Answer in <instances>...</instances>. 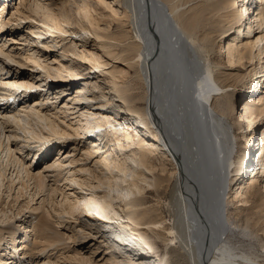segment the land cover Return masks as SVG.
<instances>
[{
    "label": "bare ground",
    "instance_id": "6f19581e",
    "mask_svg": "<svg viewBox=\"0 0 264 264\" xmlns=\"http://www.w3.org/2000/svg\"><path fill=\"white\" fill-rule=\"evenodd\" d=\"M249 1L255 0H18L8 19L0 9V264H172V247L183 264H264V254L258 261L256 251L244 249L246 240L256 239L264 250V176L254 172L252 180L244 177L254 165L264 175V130L256 153L250 148L254 129L264 120V95L255 101L247 97L241 104V140L250 144L247 150L237 151L228 120L236 86L255 89L264 76V0H258L251 19L246 17ZM100 8L111 14L97 13ZM93 13L112 21L124 18L128 28L121 39L131 42L121 53L136 67L143 93L131 94L118 85L124 68L113 70L112 65L105 71L109 62L68 40L81 34L102 38L100 20ZM13 23L24 24L28 36L9 35L13 31L5 28ZM70 26L78 30L70 31ZM225 35L231 40L217 54H225L228 67L222 68L212 54ZM42 37L45 40L39 41ZM38 42L58 47L60 58L76 55L90 70L105 71L122 109L108 116L100 111L108 102L88 104L104 96L107 100L105 94L95 95V76L89 81L87 68L63 58L54 57V67L46 63L47 52ZM65 76L83 80L85 86L54 105L49 101L67 91L60 81ZM47 79L58 81L61 90L46 89ZM91 82L94 86H88ZM39 89L53 98L45 102L46 94L37 93ZM83 101L87 106L82 108L78 103ZM69 140L70 151L62 152ZM40 162L43 169L37 167ZM232 179H239L241 186L230 196L241 204L252 202L248 216L254 219L240 216L249 209L227 211ZM243 186L247 189L240 190ZM148 188L155 190L160 203L168 197L170 224L163 225L160 209L153 216L154 210L141 208V195ZM81 215L86 220L96 215L111 219L117 227L109 222L107 234L131 252L122 256L110 244L101 262L77 248L67 253L77 233L70 226L61 230L59 220ZM91 221H78L76 231L84 236L99 232L100 225ZM142 227L163 238L162 256L151 255L153 242Z\"/></svg>",
    "mask_w": 264,
    "mask_h": 264
},
{
    "label": "rangeland",
    "instance_id": "374dc122",
    "mask_svg": "<svg viewBox=\"0 0 264 264\" xmlns=\"http://www.w3.org/2000/svg\"><path fill=\"white\" fill-rule=\"evenodd\" d=\"M1 2H4V0L3 1L0 0V4H1ZM257 2H258V0L249 1L248 2L247 5L249 6V8H248L249 9V14L246 15L247 18H248V16H249L250 19L253 17L252 16L253 15L252 9L254 8V6L256 5ZM6 3H7V5H5L4 8L2 6H0V9H3L4 10L3 17H5L6 19H8L10 17V14L13 11V8H15L16 5L18 4V0H7ZM112 4H113V6H114L115 9H120V11L123 9V7L122 6L120 7L117 3L116 4L115 3H112ZM101 11H103L107 15L108 14H111L106 9L98 10L97 13L98 12H101ZM93 15H94V17H96V19L100 20L98 22V24L100 26L99 28H101V29H98V31H99V33H101L100 35H103L102 38L97 39L92 34H89V35L81 34L82 35L81 37L75 36V35L68 36L67 37L68 40L70 38H72V39H74L76 41V43L78 44V46H80L82 44L88 46L97 55H100L101 56V61L106 62V63L109 62L108 65L105 66V71L108 70V69H112L113 68L112 65L114 66V69L113 70H118L119 68H124L125 71H126V73H124L125 74L124 76L122 75L119 78V75L118 76L116 75L118 77L117 80H116L117 83H118V85H120V86L121 85H124V86L128 87L129 88V91L128 92L131 93V94H135L136 95L138 93H143L144 92V89L142 88V86L140 84L141 82L139 81V79H137V70H136V67L129 66L127 64V60L126 61H124L125 59L123 60V58H125V56L127 54H124V53L122 54L121 53V50L123 49V47H125V45L127 43L131 42V40H129V39L128 40H124L123 39V41L121 39V38H123L122 37L123 36V33L128 28V27H125L124 26V23L122 24V21L124 20V18L123 17H121V18L120 17H116L115 18L116 20H113L112 21V18L105 17L104 15H102V17H100V15H96L95 13H93ZM253 24H255V23L253 22L252 25ZM13 25L14 26H9L8 25L5 28V29H9L10 32L13 31L12 33H9V35H12L13 37H17L18 36L17 38H20L18 34H21V35L23 34L24 35L23 38H25V35L28 36L27 35V30L25 28H22V26L24 24H21L18 27L15 26V23H13ZM241 27L242 28L239 29V31L243 29V25ZM255 27H256V25H253V28H255ZM77 30H78V27H76V26H70V31H77ZM4 35H6V34H4ZM228 36L229 35H227V36L225 35L224 38L219 39L217 41L216 48H215L216 50L212 54L213 57L211 56L213 59H216L217 61L219 60V62H221L223 64V67L222 68H227L228 67V65L226 63V59H225V54L224 53H221L219 56L217 54H218V52L219 53L221 52V50H222L221 48H222L223 44L225 42H229L231 40V38L230 37L228 38ZM42 38L43 39H39V41H44L45 40V37H42ZM112 38H116L118 40H121L122 43H116V42H114L112 40ZM14 44L16 45V47L21 46V44H18V43H14ZM42 45L43 44H41V42H38L37 43V46L39 48L45 49V51L47 52L46 55H47V58L49 60H46L47 61L46 63H49L50 65H52L54 67V65H56V64H52L51 63L52 62V59L54 57H57V58L59 57V60L63 58V61L68 60L69 62H75L76 64H79L80 66H83V68H87V70H85L84 74H85V78H88L89 81L93 78V75L95 76V80H96L95 86L93 85L92 82H91L92 84H90L88 86H94V88H95L94 89L95 95H99L100 96L101 94H105L106 97H107V100H106V98L104 96V98H102V99L101 98H97L96 100H93V101L89 102L88 104L101 105V104H104V103H107L108 102V104H109L108 106H105L104 109L100 108V111L101 110L102 111H105V114H107L108 116H110V115H113L114 116V111H116V110L118 111V107L119 108L121 107V109H122V103H121V101L118 100V99H116V98H114V95L111 94L112 92L110 91V88H111V85L112 84H111L110 76L104 74L105 71H101V70L100 71L99 70L97 71V70H95L93 68H91V70H90V65L87 64V63L85 64L81 60V58H79L76 55L75 56L74 55L73 56L70 55V56H67V57H61L60 58L61 53H60V49L58 47L46 48L45 46H42ZM15 50H16V48H15ZM16 51H19V50L17 49ZM110 52H113V54L115 56L113 54L110 56ZM77 53H79V52H77ZM67 55H69V54H67ZM2 60L3 61H7V60H5L3 58H2ZM28 69L30 71L35 72V73L36 72L39 73V71H36V69H31V68H28ZM39 75H42V72L39 73ZM65 77H66V80H60V79L59 80L60 81H63L65 84H67V88H66L67 91H65L64 95L61 96V98H59V99L58 98L57 99H52L51 101H49V102H53L54 105L60 104L61 101L65 102L66 100H69L70 98H72V96L75 94L74 92L76 91V87L81 86V84H83L82 86H85L84 83H86V82H84L83 80L73 79V78H70L68 76H65ZM67 77H68V79H67ZM261 78H262V81L259 83V85L255 89L254 88L253 89L252 88L251 89L245 88V84H241V85L236 86L235 90H233V92L231 93V97L230 98H231L232 102L234 103V111H233L231 117H229L228 120L230 122V126L232 127V130L234 131L235 136L237 137V151H239V152L240 151H243V150H247L246 146H248V145L250 146V144H248V142H245L244 140H241V133L242 132H245L244 131L245 130L244 129L245 128V125L243 123L244 121H242V119L241 120L239 119L240 118L239 117V113L242 110L241 104H242V101L245 98H247V97L250 100L255 101L254 99H257L260 95H264V76L261 77ZM257 79L259 80V77ZM48 80H49V85L46 86V89L47 88H50V87L52 88V87L55 86V89L58 88V90H53V91H57L58 92V91L61 90V88H59L60 86H58V85H61V84H59L58 81H54V80H51V79H47V81ZM64 83H62V84H64ZM121 83H124V84H121ZM37 91H38L37 93H41V95L47 93L46 91H43L41 89H39ZM51 93H52V91H51ZM88 95H90L88 97H92L91 96L92 95L91 93H89ZM43 96H44L43 99H45V102H46V99L47 98H53V96H48V94L43 95ZM136 103H141V105L144 104L143 101H138V100L136 101ZM78 104L82 108L84 106H87V103H85L84 101L83 102H80ZM60 105H58V106H60ZM121 114H122L121 115V118L124 121V118L126 117L125 116L126 114H124V112H122V111H121ZM68 118H70V117H68ZM68 118L65 119V122L68 121ZM126 122H128V121H126ZM258 124L255 127L254 133H253V138H252L253 139V141H252L253 142L252 143L253 147L250 146V148H252V150H251L252 151V154L253 153H256V150L259 148V147H257V145L258 144L261 145L260 141L263 138L262 137V132L264 130V120H262V122L261 123H258ZM258 134H259V137H258ZM88 140L89 141H93L94 140L93 136H92V138L89 137ZM17 142H19V141H17ZM72 142H73V140H69L68 142H66L65 147H64V150L62 152H64V151L65 152L70 151V148L72 147V145H71ZM55 145L58 146L59 143H57ZM242 145H243V149H242ZM61 146H63V145L61 144ZM55 147L53 148L54 150H55ZM30 149H31V151L34 150L33 147H30L29 146V150ZM54 153H56V151H53L51 153V155H53ZM161 153L164 154L165 151L162 150ZM29 158H30V156L29 157L26 156V159H28L29 162H32V159L30 161ZM38 161H40V159ZM42 162H44V161H42ZM42 162H40L41 163L40 165H37L38 168H41V169L44 168V165H43ZM79 162H81V161H79ZM251 169H249L248 171H246L247 173L246 172L244 173L245 179L248 176H249L248 178H251V180L253 179L252 178V175L254 174V172H253L254 170L250 172ZM257 175L258 174H256V176ZM259 176L263 177L264 175H259ZM48 178L49 177H47V179ZM248 181H250V179H248ZM230 182L231 183H229L228 188H227V191H226L228 193V195H227V197L229 198L228 201H230V203L226 207L227 211L236 213V212H238V209H236V208H239V209H241V208H243V209H249V212L248 211L246 212V211L243 210V213H241L240 216L241 217H244V218L247 216V217H251L252 219H254L255 216H248V215H250V212L252 211L251 210V206L253 205L252 202H249L248 204H241L237 200H233L232 196H230L231 193L235 192L236 189L241 186V183H238L239 182V179H234V180L232 179V181H230ZM246 189L247 188L244 187V188H242L240 190H246ZM83 193L86 194V192H83ZM59 197H57V198H59ZM26 199L28 200V198H26ZM167 201H168V197H167V199L164 197V198H162V202L160 203L158 201V196L156 195L155 190L153 188H148L141 195L140 206H141V208H144V209L154 210L151 213V214H153V216H155L154 214H157L158 213V212L155 211V209H160L162 211V215L164 216V219H165L163 225H166V224H170L172 222V218L169 217V215H168V213L166 211V206L165 205H166ZM117 205H118V202L115 204V206H116L115 208H117ZM35 214L36 213H34V215ZM104 218H107V219H104ZM114 218H116V217H114ZM78 219L73 220L71 218H69V219L68 218H60V220H59V221H61V220L63 221L62 224H61L62 226H60L61 227V230L66 231L68 229L66 226H70L71 227V230H73L74 232L77 233V237L75 239V242L74 243H71L70 246L67 247L68 249L65 247L66 248L65 251L67 253H72L74 251L73 249L77 248L82 253H85L86 255L87 254L88 255H91V259H94L95 261L101 262L102 260H99V259L102 256H104L107 246H111L112 245L113 246V249H115L117 252H119V254H122V256L123 255H127V254H129L131 252L130 249L125 248V245L124 244H122V243H120V244L115 243L114 240L119 243V241H118V239L116 237H114L112 234H107V232H109L108 231L109 230L108 228H109L110 225H113L114 227H117V224H114L113 221H110L111 219H109L108 217H102L100 215H96L94 217L89 218V219H92L93 221H91V222L94 223V224H96L98 227L100 225L99 232L96 233V231H95V234H92L90 236L89 235H85L84 236V235L81 234V231H76L77 228L79 227L78 226L79 225V222L78 221H82V222L84 221L85 222V221H89V219L87 218L88 220H86L83 215L79 216ZM18 220L19 219H16V222L15 223L20 222ZM109 222H111V223H109ZM108 223L110 225H108ZM6 225H10V224H6ZM142 228H143L142 229L143 231H147V233H148V235L150 237V240L153 242V248L150 251L151 255L156 256L158 254V255H161L162 256L163 253H164V246H163V241H162L163 238L162 237L158 238L154 234V232L148 230L146 227H142ZM156 230H155L156 232H160V233L163 232L162 229H156ZM259 234H260L259 235L260 237H263L260 232H259ZM263 239H264V237H263ZM173 248L174 247L171 248L170 259L169 260L171 261L172 264H183V258L180 256L179 252L174 251ZM249 248H250L251 251H253V250L256 251V255L258 256L257 257V260L258 261H262V259H263L262 255L264 254V250L261 248L260 244L256 241V239H252V240H248V241L246 240V242H245V248L244 249L245 250H249ZM177 249H178V247H177ZM177 256H179V257H177ZM26 261H29V260H26ZM27 263L32 264V261L27 262Z\"/></svg>",
    "mask_w": 264,
    "mask_h": 264
}]
</instances>
